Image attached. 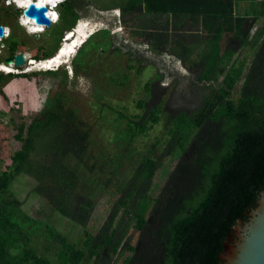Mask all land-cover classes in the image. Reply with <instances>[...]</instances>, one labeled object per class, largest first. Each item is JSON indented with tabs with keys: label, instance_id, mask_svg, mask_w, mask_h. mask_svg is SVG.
Returning <instances> with one entry per match:
<instances>
[{
	"label": "trees",
	"instance_id": "1",
	"mask_svg": "<svg viewBox=\"0 0 264 264\" xmlns=\"http://www.w3.org/2000/svg\"><path fill=\"white\" fill-rule=\"evenodd\" d=\"M234 1L243 0H144L145 11L139 9L140 27L133 28L124 19V34L127 36V32L128 37L114 35L113 50L139 64L137 73L147 66L155 71L144 85L146 98L136 103L140 111H117L125 123L120 137L124 144L132 143L147 131L146 121H162L168 135L165 147L158 153L156 142L139 165L119 179L115 194L118 198L106 221L97 230L86 232L83 246L59 236L52 238L57 246L50 255L33 240L39 225L22 222L17 215L21 200L12 188V171L0 174V264H112L116 256L118 262L124 259L123 264L222 263L236 227L249 221L264 192V30L253 44L257 47L262 42L241 97L235 100L232 94L243 68L218 83L224 58L233 55L230 49L221 52V35H208L198 41L196 34L188 30L191 25L172 26L170 34L169 24L159 25L156 19H168L170 15L175 19L214 17L225 21L235 33L234 39L246 41L253 20L249 24L242 19L237 24H227L234 13ZM78 3L79 0H66L61 7L72 9ZM261 6L264 13V0ZM135 9L126 6L123 17ZM79 18L77 13L71 27ZM146 21L149 25H144ZM155 27L158 31L145 44L146 35ZM177 27H181L179 32ZM202 42L205 47L199 53L200 61L191 67L200 68L199 74L182 72L179 61H187ZM135 46H145L152 57L144 50H134ZM45 56L35 60L53 58ZM3 77L0 71V80ZM169 81L173 97L180 93L189 104L200 99L199 108L171 109L163 95L154 101L157 89ZM213 83L222 87L224 94ZM66 93L60 92L40 117L26 128L22 126L17 140L27 155L26 174L48 170L57 191L53 196L56 209L85 225L93 203L77 197L79 176L72 162L81 164L88 156L92 126L79 117L76 108L65 111ZM189 123L199 129L192 140L183 135ZM120 166L117 163L114 172ZM159 177L165 181L154 194ZM132 229L136 242L133 235L128 237ZM45 238L51 240L48 235Z\"/></svg>",
	"mask_w": 264,
	"mask_h": 264
},
{
	"label": "rangeland",
	"instance_id": "2",
	"mask_svg": "<svg viewBox=\"0 0 264 264\" xmlns=\"http://www.w3.org/2000/svg\"><path fill=\"white\" fill-rule=\"evenodd\" d=\"M118 1L124 0H79L72 9L62 6L56 9L59 14L57 22L46 26L41 33L32 34L19 23L22 10L14 4L9 5V0H0V26L9 31L0 39V71L4 74L0 80V174L12 171V188L21 200L17 215L22 222L39 225V233H35L33 240L38 242L47 255L55 253L57 245L52 238L59 236L67 238L71 244L83 246L86 232L97 230L106 221L114 200L118 198L115 194L119 179L128 171H133L156 142L158 145L155 149L159 153L168 141L162 121L157 124L146 121L147 131L132 143L124 144L120 137L125 131V123L117 111L122 114H136L140 111L136 103L146 98L144 85L153 77L155 70L147 66L142 67L144 70L141 74L137 73L139 64L113 50L112 37L125 36L124 30L116 28L118 22L114 15L99 13L95 7L120 4ZM77 12L80 18L71 27ZM92 18L95 19L92 24L94 30H89L88 24L79 27L83 20L91 21ZM71 30L77 32L75 38L65 37ZM262 30L264 16L251 23L248 40L238 41L232 35L231 41L225 37L220 42L221 52L230 49L233 55L224 58L221 64L223 73L218 83H222L228 75H234L235 70L241 66L243 68L236 80L232 99L239 100L241 97L246 77L251 72L262 42L257 47L253 44ZM126 35L128 37L127 32ZM142 47L135 46L133 49L144 50L152 57V53L145 46ZM204 47V42L197 44L187 61H179L182 72L199 74L200 68L191 67L200 61L199 53ZM18 54L24 55L26 62L19 67L12 65L8 69L4 60ZM45 55L54 58L47 62L30 63L31 60L45 58ZM171 84L170 81L163 83V87L157 89L154 101L163 95L171 109L185 106L191 111L199 108L200 99L189 104L180 93L173 97ZM213 84L218 87L216 83ZM217 90L224 94L222 87ZM64 91L68 95L65 111L76 108L79 117L92 126L88 156L81 164L72 162L79 176L77 197L80 200L91 199L93 203L85 225H79L73 218L62 215L56 209L53 196L57 191L48 178V170L26 174L27 155L21 150L22 142L17 140L19 129L22 126L26 128L36 117H40L52 100ZM198 131L194 123H189L183 135L192 140ZM119 162L121 166L114 172ZM164 181L163 177L157 179L154 194ZM135 234L133 229L128 234V237L134 236V242L138 239ZM46 235L51 240H47ZM118 259L119 256H116L112 264L118 262ZM120 260L118 264H123L124 259Z\"/></svg>",
	"mask_w": 264,
	"mask_h": 264
},
{
	"label": "crops",
	"instance_id": "3",
	"mask_svg": "<svg viewBox=\"0 0 264 264\" xmlns=\"http://www.w3.org/2000/svg\"><path fill=\"white\" fill-rule=\"evenodd\" d=\"M144 0H124V1H118L120 4H111V5H99L95 7V10L99 13H104L108 15H114L116 17L118 25L116 26L119 30L126 31L125 25H124V19L127 21V25H130L133 28L140 27L142 25L141 23V16H139V9H142L144 12L145 6H144ZM263 0H243V1H234V13L227 22V24H237L238 19H242V22L249 24L252 20V22L255 21V17L262 18L264 16V13H261V2ZM112 3V1H109ZM105 4V3H104ZM97 5V4H96ZM135 6V10L130 12L128 15H125V18L123 17V10L126 6ZM108 6V7H107ZM78 13V12H77ZM79 14V13H78ZM80 16V15H79ZM257 18V19H258ZM93 20V21H92ZM92 20H83L80 25H86L89 27V30H92L93 26L92 24L95 23V19L92 18ZM144 20V19H142ZM149 20V19H148ZM159 25L165 26L166 24H169V33L171 34L173 31L174 26H190V34H196V40L201 41L202 39H205L208 35H214V34H220L221 40H223L225 37L231 38L233 33L230 31L229 28H227L226 23L224 20H218L214 17H205V16H196L194 19L189 18H174L172 15H170L167 18L160 17L156 19ZM150 22H152L150 20ZM92 25V26H91ZM144 25H149V21L144 22ZM173 26V27H172ZM181 27H177L176 31L179 32ZM186 30L185 28H182ZM94 30V29H93ZM130 32V29H127ZM114 31V30H112ZM111 31V32H112ZM158 31V29L155 27L153 29H150L149 34L146 35V42ZM184 32V31H183ZM182 32V33H183ZM184 34V33H183Z\"/></svg>",
	"mask_w": 264,
	"mask_h": 264
},
{
	"label": "water",
	"instance_id": "4",
	"mask_svg": "<svg viewBox=\"0 0 264 264\" xmlns=\"http://www.w3.org/2000/svg\"><path fill=\"white\" fill-rule=\"evenodd\" d=\"M47 10V8L38 10L32 5L25 14L30 18L37 19L39 24L49 26L51 21L44 16ZM75 34L77 32L72 30L67 38H75ZM3 35L4 27L0 26V37H3ZM25 62V57L22 54L8 57L4 60L5 66L7 67L12 65L19 67ZM30 63L35 64V60H31ZM221 264H264V192L261 195L257 207L252 212L249 221L241 222L236 227V234L231 238L222 256Z\"/></svg>",
	"mask_w": 264,
	"mask_h": 264
},
{
	"label": "clouds",
	"instance_id": "5",
	"mask_svg": "<svg viewBox=\"0 0 264 264\" xmlns=\"http://www.w3.org/2000/svg\"><path fill=\"white\" fill-rule=\"evenodd\" d=\"M17 6L24 10V14L21 15L19 23L22 26H25L29 33L34 32H43L46 28L45 25L39 24L37 19L30 18L25 13L30 8V6L34 5L36 9L47 8L48 10L44 13V16L50 20L52 23H55L59 19V15L57 12L53 11V9L60 8L66 0H15ZM52 59V58H50ZM46 60H36L38 62L48 61Z\"/></svg>",
	"mask_w": 264,
	"mask_h": 264
},
{
	"label": "bare ground",
	"instance_id": "6",
	"mask_svg": "<svg viewBox=\"0 0 264 264\" xmlns=\"http://www.w3.org/2000/svg\"><path fill=\"white\" fill-rule=\"evenodd\" d=\"M9 5H11V4H14L16 7H18L17 6V4H16V2H15V0H9ZM19 8V7H18ZM20 10H22V14H24V10L22 9V8H19ZM53 11H55V12H57V10H56V8L55 9H53ZM58 13V12H57ZM59 15V14H58ZM59 20V19H58ZM52 23V22H51ZM75 32V31H74ZM9 33V31H8V29L7 28H5L4 27V35H3V37H5L6 36V34H8ZM35 33H41V32H34V33H32V34H35ZM76 35V34H75ZM74 35V36H75ZM2 37H0V39H1ZM69 38V37H68ZM59 53H61V51L59 52ZM53 59V58H52ZM51 60V59H50ZM60 65V64H59ZM58 65V66H59ZM54 66V65H53ZM52 66V67H53ZM55 66H57V65H55ZM11 66H9L8 68H10Z\"/></svg>",
	"mask_w": 264,
	"mask_h": 264
},
{
	"label": "flooded vegetation",
	"instance_id": "7",
	"mask_svg": "<svg viewBox=\"0 0 264 264\" xmlns=\"http://www.w3.org/2000/svg\"><path fill=\"white\" fill-rule=\"evenodd\" d=\"M181 103V102H180ZM183 104V103H182ZM184 105V104H183Z\"/></svg>",
	"mask_w": 264,
	"mask_h": 264
},
{
	"label": "snow or ice",
	"instance_id": "8",
	"mask_svg": "<svg viewBox=\"0 0 264 264\" xmlns=\"http://www.w3.org/2000/svg\"><path fill=\"white\" fill-rule=\"evenodd\" d=\"M61 54H63V53H61Z\"/></svg>",
	"mask_w": 264,
	"mask_h": 264
}]
</instances>
